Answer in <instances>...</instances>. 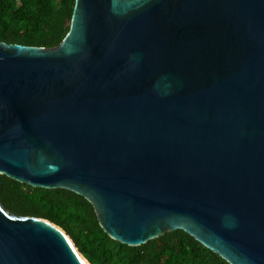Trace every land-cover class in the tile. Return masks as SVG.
Instances as JSON below:
<instances>
[{
    "label": "water",
    "instance_id": "1",
    "mask_svg": "<svg viewBox=\"0 0 264 264\" xmlns=\"http://www.w3.org/2000/svg\"><path fill=\"white\" fill-rule=\"evenodd\" d=\"M0 175L82 196L124 245L183 230L264 264V0H76L58 46L0 42ZM83 259L0 203V264Z\"/></svg>",
    "mask_w": 264,
    "mask_h": 264
},
{
    "label": "trees",
    "instance_id": "2",
    "mask_svg": "<svg viewBox=\"0 0 264 264\" xmlns=\"http://www.w3.org/2000/svg\"><path fill=\"white\" fill-rule=\"evenodd\" d=\"M76 0H0V42L52 48L66 37ZM0 203L60 226L90 264H229L183 230L140 247L107 236L91 203L66 189L32 188L0 175Z\"/></svg>",
    "mask_w": 264,
    "mask_h": 264
},
{
    "label": "bare ground",
    "instance_id": "3",
    "mask_svg": "<svg viewBox=\"0 0 264 264\" xmlns=\"http://www.w3.org/2000/svg\"><path fill=\"white\" fill-rule=\"evenodd\" d=\"M86 264H89L85 259H83Z\"/></svg>",
    "mask_w": 264,
    "mask_h": 264
}]
</instances>
